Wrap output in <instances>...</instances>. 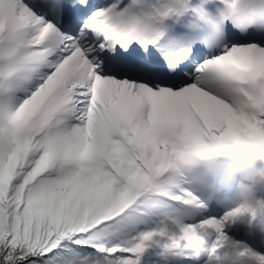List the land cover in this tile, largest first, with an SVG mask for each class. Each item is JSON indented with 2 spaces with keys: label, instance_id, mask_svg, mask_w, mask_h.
<instances>
[{
  "label": "snow or ice",
  "instance_id": "1",
  "mask_svg": "<svg viewBox=\"0 0 264 264\" xmlns=\"http://www.w3.org/2000/svg\"><path fill=\"white\" fill-rule=\"evenodd\" d=\"M0 264H264V0H0Z\"/></svg>",
  "mask_w": 264,
  "mask_h": 264
}]
</instances>
